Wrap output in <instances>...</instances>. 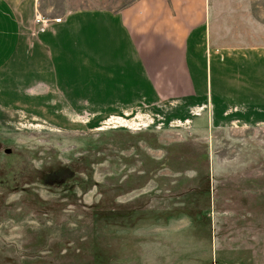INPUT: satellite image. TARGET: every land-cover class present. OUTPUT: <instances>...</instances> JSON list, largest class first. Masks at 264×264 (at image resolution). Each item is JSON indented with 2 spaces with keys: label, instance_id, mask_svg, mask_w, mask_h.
<instances>
[{
  "label": "rangeland",
  "instance_id": "rangeland-1",
  "mask_svg": "<svg viewBox=\"0 0 264 264\" xmlns=\"http://www.w3.org/2000/svg\"><path fill=\"white\" fill-rule=\"evenodd\" d=\"M193 91L0 106V264H264V61Z\"/></svg>",
  "mask_w": 264,
  "mask_h": 264
},
{
  "label": "crops",
  "instance_id": "crops-1",
  "mask_svg": "<svg viewBox=\"0 0 264 264\" xmlns=\"http://www.w3.org/2000/svg\"><path fill=\"white\" fill-rule=\"evenodd\" d=\"M75 2L50 3L61 22L38 31L33 16L43 0H28L23 27L14 14L24 0H0V106L28 104L26 95L38 106L50 95L69 96L70 106L79 95L92 103L98 94L174 99L205 89L217 64L264 61V0Z\"/></svg>",
  "mask_w": 264,
  "mask_h": 264
},
{
  "label": "built area",
  "instance_id": "built-area-1",
  "mask_svg": "<svg viewBox=\"0 0 264 264\" xmlns=\"http://www.w3.org/2000/svg\"><path fill=\"white\" fill-rule=\"evenodd\" d=\"M37 1L38 0H36V3ZM33 22L37 26L36 30L44 31L50 22H55V23L61 22V17L59 16L46 17V15L42 14L39 11L38 6H35Z\"/></svg>",
  "mask_w": 264,
  "mask_h": 264
}]
</instances>
